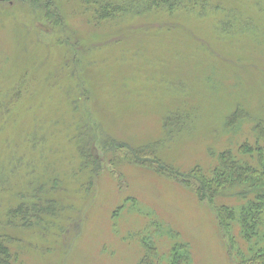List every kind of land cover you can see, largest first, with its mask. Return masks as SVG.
I'll list each match as a JSON object with an SVG mask.
<instances>
[{"label":"rangeland","instance_id":"obj_1","mask_svg":"<svg viewBox=\"0 0 264 264\" xmlns=\"http://www.w3.org/2000/svg\"><path fill=\"white\" fill-rule=\"evenodd\" d=\"M83 3L0 0V234L10 238L8 264H171L179 250L189 264H241L242 244L226 238L195 180H184L197 167L214 169L229 148L256 143L264 0H202L196 10L124 23L97 21ZM239 108L248 118L231 130ZM178 111L187 122L170 132L166 119ZM81 120L99 133L96 173L80 171ZM108 139L156 152L126 160L124 152L109 155ZM56 180L62 188L50 197L64 210L51 228L10 227L8 211Z\"/></svg>","mask_w":264,"mask_h":264},{"label":"trees","instance_id":"obj_2","mask_svg":"<svg viewBox=\"0 0 264 264\" xmlns=\"http://www.w3.org/2000/svg\"><path fill=\"white\" fill-rule=\"evenodd\" d=\"M202 0H84L83 4L92 5L95 20L103 22L108 20H120L126 22V18L140 17L155 11H166L168 14L188 9L196 10L197 5H203ZM184 113L176 112L166 119L170 132L175 131L183 123L187 122ZM248 115L241 108L228 119V128L233 130ZM78 128V152L81 157L80 171L96 173L99 166L92 147L93 135L99 138L98 130L94 134L85 125V122L76 121ZM263 122L255 127V144L248 142L237 148H229L219 155L218 165L211 171H205L197 167L192 175H187V180H195L196 192L215 209L222 231L227 239L235 244V239L241 245L242 253L237 256L241 264H264V126ZM88 129V130H87ZM109 155L113 152H124L125 159L139 160L145 151L151 154L156 152L154 147L147 149H132L129 146L116 147V143L106 140ZM113 151H112V150ZM126 150V151H125ZM155 151V152H154ZM111 152V153H110ZM145 165L151 163H144ZM96 165V166H95ZM154 166V165H153ZM160 172H173L169 167L161 163L155 164ZM154 166V167H155ZM151 167V166H149ZM153 168V167H152ZM90 173V176H91ZM52 182V181H51ZM186 182V183H187ZM47 184V183H42ZM38 188L31 202H24L16 210L8 211L7 217L10 227L31 229L35 225H43V228H51L49 220H56L62 216L64 207L54 201L50 194L61 190L62 183L58 180ZM187 185H190L188 183ZM59 189V190H58ZM56 190V191H55ZM26 197H23L25 199ZM36 222H35V221ZM53 225V224H52ZM55 228H59L55 226ZM46 229V228H45ZM48 231V230H46ZM4 239H10L0 234V264H8L10 253L4 247ZM238 243V244H239ZM171 264H189V256L182 251L174 253Z\"/></svg>","mask_w":264,"mask_h":264}]
</instances>
